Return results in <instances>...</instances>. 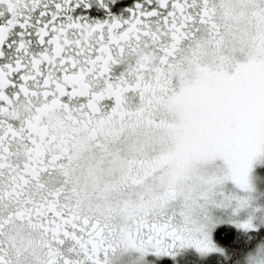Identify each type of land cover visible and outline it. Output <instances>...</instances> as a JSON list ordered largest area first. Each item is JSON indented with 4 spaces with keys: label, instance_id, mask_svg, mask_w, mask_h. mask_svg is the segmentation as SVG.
I'll list each match as a JSON object with an SVG mask.
<instances>
[{
    "label": "snow or ice",
    "instance_id": "obj_1",
    "mask_svg": "<svg viewBox=\"0 0 264 264\" xmlns=\"http://www.w3.org/2000/svg\"><path fill=\"white\" fill-rule=\"evenodd\" d=\"M91 7L90 0H0V264H108L120 244L213 250L207 233L197 239L210 215L192 228L187 211L183 222L167 212L180 198L186 209L202 206L207 190L170 180L159 193L145 191L139 209L113 226L111 208L86 205L71 177L90 145L115 156L112 142L153 127L168 102V73L186 48L223 45L238 32L247 38V26L264 48V0H136L126 15L75 14ZM261 152L257 140L225 152L228 171L204 183L231 178L247 188ZM124 183L142 181L129 170Z\"/></svg>",
    "mask_w": 264,
    "mask_h": 264
},
{
    "label": "rangeland",
    "instance_id": "obj_2",
    "mask_svg": "<svg viewBox=\"0 0 264 264\" xmlns=\"http://www.w3.org/2000/svg\"><path fill=\"white\" fill-rule=\"evenodd\" d=\"M244 27L240 25V30L243 31ZM254 31L252 26H247V38H241L238 32L234 39L226 40L220 47L215 44L203 46L201 51L206 52L203 60L200 61L201 64L198 63V67L202 65L198 73L199 79L195 81L192 75L191 84L183 86L180 93L175 95V108L185 115L188 129L191 130L189 135L203 141V146L206 148L194 159L195 167L198 163L217 159L216 163L226 169L227 164L223 160L226 145H232L236 150L250 140L264 143V56H256L250 49L252 47L250 37ZM225 49L227 52L222 56H229L236 63L232 67L223 66L219 71L222 64L219 61L221 53H218V50L225 51ZM134 151L131 149L128 152ZM107 166L97 169V196H99L100 210L103 212L111 208L120 218H126L133 212L132 208L136 203L124 196L125 198L122 199L124 206L117 204L118 196L110 193V185L113 183L116 174L114 171L118 168V164L112 162ZM195 167L186 179L179 183L181 186L192 185ZM90 178L92 180L91 176ZM248 184L247 188H242L231 178L224 180L220 185L221 194L217 196V202L209 205L213 223L204 233H197V239L204 238L207 233L213 250L201 251L195 243H178L169 252L158 253L153 250L139 259H137L140 256L139 252L132 250L130 254L124 256L122 264H154L153 259L157 257L175 260L182 259L190 253L210 254L219 251L220 247L214 238V232L217 228L226 225L234 226L242 232L257 231L261 233V241H264V152L258 153L253 158L248 172ZM166 187L167 184H151L147 186V191L159 193ZM143 193L142 191L141 194ZM195 207L186 209L183 199L180 198L169 205L167 212L174 215L179 213L183 222L184 217L181 212L187 211L188 222L192 228H196L198 223L203 221L204 216L197 219L194 215ZM245 223H250L252 227H242ZM256 244L253 250L258 247L257 241ZM252 251L246 254L239 264H249Z\"/></svg>",
    "mask_w": 264,
    "mask_h": 264
},
{
    "label": "flooded vegetation",
    "instance_id": "obj_3",
    "mask_svg": "<svg viewBox=\"0 0 264 264\" xmlns=\"http://www.w3.org/2000/svg\"><path fill=\"white\" fill-rule=\"evenodd\" d=\"M90 2L92 3L90 9H80L75 14L85 15L93 20H102L109 18V12L113 17L126 15L128 10L136 4V0H106L108 8H105L99 3V0H90ZM251 41V51L256 56H264V48L254 44L252 38ZM201 50L202 47L196 52L186 48L181 54L177 66L169 71L165 90L168 102L157 110L154 118L156 123L150 130L136 139L128 138L125 133L120 140L112 142L108 146V150L115 153V156L106 154L96 144L90 145L81 154L74 167L71 180L78 186L86 205H91L97 212H102L98 201L99 196H97V169L105 168L112 162L118 164V168L114 171L116 174L110 185V193L118 196L115 197L119 200L117 203L119 206H124L125 203L122 202V199L125 197L134 201L136 206L132 208L133 211L139 209L143 195L141 192L147 191V186L159 183L166 185L170 180L179 184L194 169V159L199 157L206 148L203 146V141L189 135L191 130L188 129L187 119L184 118L183 112L181 113L175 108L174 98L176 94L180 93L183 86L191 84L192 75H194L195 81L199 79L200 74L198 73L202 65L199 67L198 65L201 64L200 61L203 60L206 52L202 53ZM224 52H227L226 49L225 51L218 50V53H221L219 61L222 64L219 71L223 69V66L232 67L236 63L231 57L222 56ZM189 69L194 71H189ZM131 149L135 151L129 153L128 151ZM129 170L133 175L138 176L142 183H124V177ZM67 195H72V193ZM151 215L152 219L156 218V214ZM175 216L181 222L180 214L177 213ZM128 218L129 216L120 218L119 214L112 211L110 223L113 226H122Z\"/></svg>",
    "mask_w": 264,
    "mask_h": 264
},
{
    "label": "trees",
    "instance_id": "obj_4",
    "mask_svg": "<svg viewBox=\"0 0 264 264\" xmlns=\"http://www.w3.org/2000/svg\"><path fill=\"white\" fill-rule=\"evenodd\" d=\"M214 238L220 250L222 248L221 251L210 254L192 255L193 253H190L182 259L176 258L175 260L178 261L157 257L153 259L154 264H239L241 259L257 245L256 241L262 239L261 233L257 231L242 232L234 226L227 225L217 228L214 232Z\"/></svg>",
    "mask_w": 264,
    "mask_h": 264
},
{
    "label": "clouds",
    "instance_id": "obj_5",
    "mask_svg": "<svg viewBox=\"0 0 264 264\" xmlns=\"http://www.w3.org/2000/svg\"><path fill=\"white\" fill-rule=\"evenodd\" d=\"M189 71H194L189 69ZM235 151L234 146L226 145L225 152ZM223 160L227 164V168H222L220 165L216 163L217 159H212L207 162L198 163L195 167V178L192 183V187L199 190H207L208 191V199L206 202H202V206H196L194 208V215L197 219L201 216H204V213L210 215V207L209 205L215 204L217 202V196L221 194V184H217L214 187L209 188L204 181L213 175H223L228 171V163L224 156ZM132 250H137L140 256L137 258H143L149 251H153L151 248H133L130 246H125L120 244L116 247L115 251H113L108 257V264H122L123 258L126 254H130ZM264 258V241H258V247L256 250L251 252V257L249 260V264H255V258Z\"/></svg>",
    "mask_w": 264,
    "mask_h": 264
}]
</instances>
